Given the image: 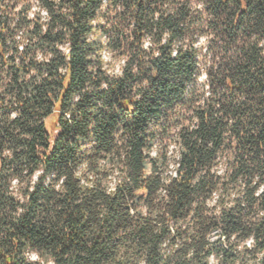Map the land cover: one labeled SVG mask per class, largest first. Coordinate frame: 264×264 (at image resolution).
Masks as SVG:
<instances>
[{
  "label": "trees",
  "instance_id": "1",
  "mask_svg": "<svg viewBox=\"0 0 264 264\" xmlns=\"http://www.w3.org/2000/svg\"><path fill=\"white\" fill-rule=\"evenodd\" d=\"M0 264H264V0H0Z\"/></svg>",
  "mask_w": 264,
  "mask_h": 264
}]
</instances>
